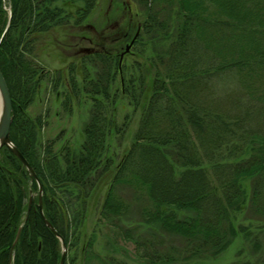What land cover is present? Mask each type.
Wrapping results in <instances>:
<instances>
[{
	"label": "trees",
	"instance_id": "1",
	"mask_svg": "<svg viewBox=\"0 0 264 264\" xmlns=\"http://www.w3.org/2000/svg\"><path fill=\"white\" fill-rule=\"evenodd\" d=\"M135 1L145 7L135 46L152 35L168 43L156 58L150 95H146L142 73L139 87L135 80H126L119 56L86 55L102 65L101 75L85 82L87 94L109 102L111 86L120 75L121 92L136 106L149 97L133 142L115 169L101 216L118 229L116 237L136 244L141 263L186 264L202 255H218L228 246L235 234L232 214L248 203L244 181H251L248 208L264 218V0ZM35 2L7 0L5 4L0 0V38L8 21L5 5L12 11L11 26L0 47V68L14 108L11 140L42 184L44 215L68 244L66 204L55 199V186L90 183V175L105 163L114 122L106 104L95 99L80 152L67 150L64 165L58 157L38 152L43 117L32 119L26 113L37 88L32 82L35 71L19 50L32 18L35 23L42 15L36 13L34 19ZM45 13L41 18L46 26L52 10L47 8ZM17 28L24 35L18 40L13 35ZM70 86L78 89L74 77ZM70 94L71 90L68 99ZM177 167H182L180 175ZM31 180L23 163L2 148L0 264H11V248L25 219L13 264H60L61 243L44 223L39 196L26 218L30 190L39 191L37 182ZM125 190L132 191L130 198L124 196ZM136 204H141L140 225L121 224L122 215L132 212ZM182 211L190 215H181ZM141 225L148 227L146 235L139 233ZM92 240L85 245V262L94 257ZM170 242H180L185 253L175 255L167 245Z\"/></svg>",
	"mask_w": 264,
	"mask_h": 264
},
{
	"label": "rangeland",
	"instance_id": "2",
	"mask_svg": "<svg viewBox=\"0 0 264 264\" xmlns=\"http://www.w3.org/2000/svg\"><path fill=\"white\" fill-rule=\"evenodd\" d=\"M6 2L7 0H4L5 4ZM87 3L90 4L91 9L88 8ZM47 8L52 10V14L46 15L48 24L45 26L41 16L46 14ZM5 9L8 11V21L0 38V47L9 32L12 20L11 7L5 5ZM34 9L35 14L42 15L37 18V14L35 15V23L32 18L33 24L31 29L27 30L26 37L23 38L21 28L15 29L13 35H16V40L23 38L19 46L20 52L24 54L21 56L35 71L32 82L34 86L37 84V88L34 87L33 100L27 107L26 113L32 119L43 117L37 134L38 152L45 157L56 156L62 164L67 150L71 153L80 152L85 142L84 128L90 119L95 99L106 104L108 116L114 122L103 156L105 163L103 160L99 169L90 175V183L85 187L70 182L55 186L54 197L65 201L67 216L69 214L64 222L69 237L68 244L60 234L68 249L65 264H143L142 255L136 244L116 237L115 233L118 229L111 226L101 213L115 169L128 152L139 129L143 107L156 77V58L165 47L167 49L168 43L161 39V36L152 35L144 36L142 42L135 46L139 35L130 44V51L126 52L129 46L127 43L132 42L134 33L139 27L142 30L145 20L143 16L145 7L135 0H38L33 5V11ZM26 19L31 21L30 17ZM33 26H36L35 30H32ZM131 29H133L132 35L125 40L122 34H129ZM89 41L92 43H88ZM103 46L105 49H102ZM96 50H105L119 57L124 54L122 66L126 67V80H135L138 87L141 75L145 76L148 96L141 100L140 105L136 106L128 94L121 92L120 75L116 76L111 86L109 102L103 97H93L84 91L85 82L98 78L102 73L101 61L86 57V55L104 53H96ZM72 77L78 84L76 91L70 86ZM70 90L72 99H68ZM68 102L69 104L66 105L65 103ZM177 172L180 175L182 167H177ZM30 177L31 182L36 181L31 175ZM242 187L247 193L249 203L251 181H244ZM125 191L127 193L123 192L124 196L130 198L132 191ZM39 195L40 191L33 193L30 190L29 199L33 196L34 201ZM248 203L240 211L232 214L235 234L231 236L230 243L222 252L218 255H202L201 258L193 259L186 264H264V218L261 214L250 210ZM140 206L141 204H136L132 212L123 214L121 224L140 225ZM179 213L190 215L188 211ZM25 222L19 229L23 228ZM142 227L139 233L144 234L148 227L144 225ZM90 238L93 239L92 256L94 257L85 262L88 251L86 249L88 246L85 245ZM167 245L174 249L175 255H179V252L185 253L180 242H170ZM14 251L15 248L13 251L11 248V264H13ZM61 254H63L62 243Z\"/></svg>",
	"mask_w": 264,
	"mask_h": 264
},
{
	"label": "water",
	"instance_id": "3",
	"mask_svg": "<svg viewBox=\"0 0 264 264\" xmlns=\"http://www.w3.org/2000/svg\"><path fill=\"white\" fill-rule=\"evenodd\" d=\"M138 35H139V32L137 33L135 39L138 37ZM135 39L133 40V42L135 41ZM130 47H131V45H129L127 47V52L130 51ZM123 57H124V54L121 55L120 64H122ZM120 68H121V66H120ZM13 120H14V108H13L12 97H11V93H10L7 81L4 77V74L1 70V68H0V150L2 148H7L11 153H13L23 163V165L27 168L30 175L39 184L40 212H41L42 218H43L46 226L54 233V235L62 243L63 254L61 257L60 264H65L67 254H68V249H67V246L65 244L63 237L60 235V233L56 230V228L52 225V223L44 215L43 200H42V197H43L42 185L40 184V181L38 179V176L36 175L34 168L31 166V164L27 161V159L24 157V155L21 153V151L18 149V147L11 140V128H12ZM32 202H33V196H31L29 199L28 216L30 215ZM28 216H27V218H28ZM21 231H22V228H20L18 231L16 240H15L13 247H12V251L14 250L15 246L17 245V243L19 241Z\"/></svg>",
	"mask_w": 264,
	"mask_h": 264
},
{
	"label": "flooded vegetation",
	"instance_id": "4",
	"mask_svg": "<svg viewBox=\"0 0 264 264\" xmlns=\"http://www.w3.org/2000/svg\"><path fill=\"white\" fill-rule=\"evenodd\" d=\"M131 12L133 13V9H131ZM122 36H124L123 38H126L125 40H128V39H129V34H124V33H123V34H122ZM132 41H133V40H132ZM88 43H90V44H91V43H92V41H89ZM129 44H131V42L127 43V45H129ZM102 49H105V47L103 46V48H102ZM95 52H96V53H97V52H104V53H108V51H105V50H104V51L96 50Z\"/></svg>",
	"mask_w": 264,
	"mask_h": 264
},
{
	"label": "bare ground",
	"instance_id": "5",
	"mask_svg": "<svg viewBox=\"0 0 264 264\" xmlns=\"http://www.w3.org/2000/svg\"><path fill=\"white\" fill-rule=\"evenodd\" d=\"M140 31H141V29H140V27H139L138 31H136V32L134 33V36H133V39H132V40L135 39V37H136V35H137L138 32H139V35H140ZM139 35H138V36H139ZM132 42H133V41H132ZM132 42H131V43H132ZM125 50H126V49H125Z\"/></svg>",
	"mask_w": 264,
	"mask_h": 264
}]
</instances>
